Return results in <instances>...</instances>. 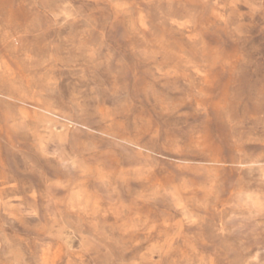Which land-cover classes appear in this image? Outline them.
<instances>
[{
  "label": "rangeland",
  "instance_id": "obj_1",
  "mask_svg": "<svg viewBox=\"0 0 264 264\" xmlns=\"http://www.w3.org/2000/svg\"><path fill=\"white\" fill-rule=\"evenodd\" d=\"M0 264H264V0H0Z\"/></svg>",
  "mask_w": 264,
  "mask_h": 264
}]
</instances>
